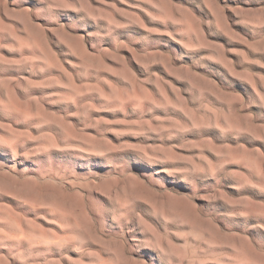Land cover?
I'll list each match as a JSON object with an SVG mask.
<instances>
[{"label":"rangeland","instance_id":"obj_1","mask_svg":"<svg viewBox=\"0 0 264 264\" xmlns=\"http://www.w3.org/2000/svg\"><path fill=\"white\" fill-rule=\"evenodd\" d=\"M0 264H264V0H0Z\"/></svg>","mask_w":264,"mask_h":264}]
</instances>
